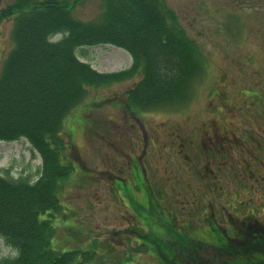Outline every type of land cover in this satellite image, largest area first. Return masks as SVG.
<instances>
[{"label":"rangeland","instance_id":"rangeland-1","mask_svg":"<svg viewBox=\"0 0 264 264\" xmlns=\"http://www.w3.org/2000/svg\"><path fill=\"white\" fill-rule=\"evenodd\" d=\"M13 1L0 0V10ZM65 1H69V7L74 2ZM164 1L203 57L204 71L185 102L149 111L126 108L120 102H125L126 92L141 78L139 74L131 80L89 89L85 103L65 121V129L70 132L65 133L66 142L70 143L68 162L75 160L77 166L60 190L63 209L52 219L56 231L52 247L62 252H90L94 255L92 264H164L162 256H150V250L158 244L156 237L164 234L156 229L155 219L168 222V212L162 206L176 214L175 224L186 219L198 231L195 195L209 192L215 185L210 184L207 159L203 157L200 162L198 158L200 146L193 143L188 152L185 139H195L196 128L210 119L205 106L208 89L215 85L217 74H230L229 66L246 63L250 79H257L254 73L264 79V6L242 9L238 5L243 0ZM104 12L103 0H83L70 9L74 19L84 22H101ZM13 29V20L0 19V73L15 46ZM76 55L106 73L130 68L133 63L130 53L111 45L80 47ZM230 79L233 78L229 75L232 84ZM254 126L261 131V122ZM134 153L144 165L148 180L141 166L140 183L136 186L132 182L134 192L125 190L131 189L129 182L115 180V185L123 190L120 198L112 179L122 175L128 181L129 171H122V167L132 161ZM42 165L40 155L28 141L0 142V171L7 169L10 176L35 181ZM123 200L136 205V212ZM162 226L164 231L165 225ZM168 229L160 244L169 245L175 258L190 264H226L210 261L212 254L201 263L198 256L205 248L183 249L180 241L170 240L173 234ZM15 254L0 238V260Z\"/></svg>","mask_w":264,"mask_h":264},{"label":"trees","instance_id":"trees-1","mask_svg":"<svg viewBox=\"0 0 264 264\" xmlns=\"http://www.w3.org/2000/svg\"><path fill=\"white\" fill-rule=\"evenodd\" d=\"M101 23L74 19L64 0H16L3 13L17 16L15 48L0 76V141L26 138L43 159L37 182L0 173V236L15 258L0 264H92L87 251L52 247L54 214L61 212L60 190L72 172L64 163V121L83 103L89 87L134 78L130 105L143 109L185 99L201 62L193 41L164 0H104ZM264 0H243L258 9ZM64 37L58 42L51 38ZM109 43L127 50L132 66L102 73L76 55L81 46ZM161 254L165 253L162 247ZM160 254V252H159Z\"/></svg>","mask_w":264,"mask_h":264},{"label":"flooded vegetation","instance_id":"flooded-vegetation-1","mask_svg":"<svg viewBox=\"0 0 264 264\" xmlns=\"http://www.w3.org/2000/svg\"><path fill=\"white\" fill-rule=\"evenodd\" d=\"M235 65L229 66L230 74L216 75L205 106L210 119L196 128L195 139L184 143L188 152L193 143L200 146L198 158L207 159L210 184L215 185L195 195L198 231L186 219L175 224L176 214L158 204L168 212L166 224L178 233L174 241L183 249L205 248L198 256L201 263L212 254L210 261L215 263L264 264V79L256 73L257 79H250L249 64ZM257 121L261 131L252 128ZM131 158L122 171H129L128 181L134 182L143 166L135 153ZM119 179L126 180L122 175L112 180ZM169 261L188 264L179 258L174 262L175 257Z\"/></svg>","mask_w":264,"mask_h":264}]
</instances>
